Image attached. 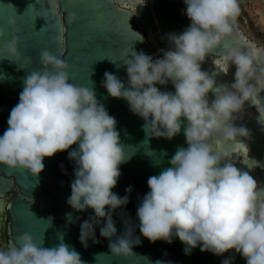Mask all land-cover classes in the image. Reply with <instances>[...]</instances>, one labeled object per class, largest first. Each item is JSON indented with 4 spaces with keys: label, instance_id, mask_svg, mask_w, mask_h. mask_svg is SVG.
<instances>
[{
    "label": "clouds",
    "instance_id": "obj_1",
    "mask_svg": "<svg viewBox=\"0 0 264 264\" xmlns=\"http://www.w3.org/2000/svg\"><path fill=\"white\" fill-rule=\"evenodd\" d=\"M57 3L58 0H48L49 9L55 13ZM184 3L191 24L182 33L169 36L173 47L162 49V58L153 59L143 51L131 50L132 58L123 60L127 87L107 71L102 80L110 97L126 100L132 113L143 119L146 134L171 140L187 122L184 136L188 147L176 151L169 161L171 167L148 178L150 191L137 209L139 231L151 243L171 244L173 236L178 237L186 255L197 246L201 252L217 256L235 250L246 264H264V187L228 160L229 153L220 147L221 140L238 145L242 144L238 137L249 138L246 127L234 125L246 103L257 107L258 121L264 125V107H260L258 99L264 91V56L258 60L254 49H228L223 56L224 73L235 65L234 82L215 87L214 77L202 71L201 64L233 33L241 14L240 0ZM78 18L75 12H68L67 24L72 25ZM8 23L15 26L16 21L10 19ZM59 32L63 46V24ZM4 35L0 29V40ZM18 44V36L6 42L3 58H19ZM40 63L42 71H31L24 78L19 102L11 109L8 127L0 136V165L39 175L46 157L78 144L77 149L68 151L76 170L67 203L77 212L91 208L95 213L81 225L80 242L85 247L89 239L98 243L95 227L104 221L100 236L109 239L111 253L133 255V245H140L141 240L132 239L130 224L124 236L111 240L117 232L112 213L129 202L128 195L120 197L112 191L121 176L120 165L128 159L116 120L96 99L93 88L70 83L65 60L44 50ZM169 82L175 92H162L156 87ZM209 92L216 94L211 104ZM213 139L217 147L211 143ZM125 191L130 194L132 189ZM0 264L84 262L67 244L46 248L34 243L29 233H22L11 247L0 250ZM155 264L164 262L157 260Z\"/></svg>",
    "mask_w": 264,
    "mask_h": 264
},
{
    "label": "water",
    "instance_id": "obj_2",
    "mask_svg": "<svg viewBox=\"0 0 264 264\" xmlns=\"http://www.w3.org/2000/svg\"><path fill=\"white\" fill-rule=\"evenodd\" d=\"M58 0L57 11H51L48 0H0V29L4 37L0 40V136L7 129L11 109L19 102L24 78L31 71H42L40 54L47 50L69 64L70 83L93 88L96 99L102 103L109 115L116 120V130L125 146L127 162L120 165L121 176L112 190L123 197L129 196L126 206L112 213L117 229L113 242L125 234L126 226L132 228V239L139 237L140 245H133V255H113L109 239L100 236V227H95L96 239L87 241V247L80 242V229L84 221L94 217L91 208L83 212L75 211L67 199L71 195V182L75 179L76 164L69 160L68 151L78 148L73 145L65 152L45 158L44 170L33 175L29 170H11L0 165V232L3 250L16 243L22 233H29L34 243L52 248L60 243L67 244L70 250L80 254L84 264H155L157 260L168 264H246V260L235 250L221 256L209 251L201 252L200 246L184 252V245L173 236L171 244L164 241L149 242L139 231L137 209L150 189L148 178L158 175L163 169L171 167V157L179 148H187L184 136L186 121L182 123L180 134L173 139L155 138L143 130L144 121L134 115L124 99H115L102 87L104 73L116 75L127 87L128 77L124 59H131V50L143 51L153 59L162 58L161 50H170L172 34L186 30L191 21L185 14L184 0ZM31 6V7H29ZM75 12L78 20L67 24L68 12ZM14 19L15 26L8 21ZM64 25V43H59V27ZM43 28V29H42ZM143 37L138 39L134 33ZM14 36L19 37V58H3L6 42ZM259 51L251 37L234 26L233 33L208 56L201 64V70L215 79V87L234 82L235 65H230L227 74L223 56L228 49ZM62 54V55H61ZM30 58L31 62H28ZM264 66V65H262ZM259 88L255 81L251 82ZM160 91L175 92L169 82L166 86L156 85ZM260 107H264V91L259 93ZM216 98L209 92V104ZM236 127L244 126L250 136L238 137L242 144L226 143L221 140L220 147L229 153L227 159L241 171H247L264 187V125L258 121L257 107L245 104L244 112L237 114ZM217 147L216 140L211 141ZM219 150V148H217ZM63 166V168L61 167ZM131 187V193L126 189ZM32 200V202H31ZM8 217L4 227V218ZM4 228L6 230L4 231Z\"/></svg>",
    "mask_w": 264,
    "mask_h": 264
},
{
    "label": "flooded vegetation",
    "instance_id": "obj_3",
    "mask_svg": "<svg viewBox=\"0 0 264 264\" xmlns=\"http://www.w3.org/2000/svg\"><path fill=\"white\" fill-rule=\"evenodd\" d=\"M262 2L260 6V11H263L264 14V0H260ZM252 18L249 17L247 12L244 11L243 4H240L241 14L237 18L236 27L239 28L243 33L251 37V40L258 48L259 55L264 56V23L261 21V14L259 10L253 11V6L251 4H247ZM255 17V18H253ZM259 19V20H258ZM8 217L6 216L3 220L4 227L6 226V222ZM6 228H4V231ZM1 235V232H0ZM0 250H3V241L0 236Z\"/></svg>",
    "mask_w": 264,
    "mask_h": 264
},
{
    "label": "rangeland",
    "instance_id": "obj_4",
    "mask_svg": "<svg viewBox=\"0 0 264 264\" xmlns=\"http://www.w3.org/2000/svg\"><path fill=\"white\" fill-rule=\"evenodd\" d=\"M240 4H243L244 11L247 12V14L249 15L250 18H252L251 15L249 14L250 12L247 11V10H249L247 4H251L253 6L252 7L253 11H255V10L258 11L260 9L262 2L260 0H240ZM259 12H260L261 17H262L263 11L259 10ZM253 18H255V17H253Z\"/></svg>",
    "mask_w": 264,
    "mask_h": 264
},
{
    "label": "bare ground",
    "instance_id": "obj_5",
    "mask_svg": "<svg viewBox=\"0 0 264 264\" xmlns=\"http://www.w3.org/2000/svg\"><path fill=\"white\" fill-rule=\"evenodd\" d=\"M261 21L264 23V15L262 14ZM259 20V19H258Z\"/></svg>",
    "mask_w": 264,
    "mask_h": 264
},
{
    "label": "snow or ice",
    "instance_id": "obj_6",
    "mask_svg": "<svg viewBox=\"0 0 264 264\" xmlns=\"http://www.w3.org/2000/svg\"><path fill=\"white\" fill-rule=\"evenodd\" d=\"M217 64L220 65V67L223 68V64H220V62L217 61Z\"/></svg>",
    "mask_w": 264,
    "mask_h": 264
}]
</instances>
